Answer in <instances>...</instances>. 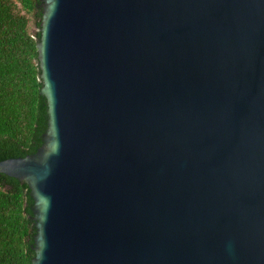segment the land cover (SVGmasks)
Instances as JSON below:
<instances>
[{
  "label": "water",
  "instance_id": "water-1",
  "mask_svg": "<svg viewBox=\"0 0 264 264\" xmlns=\"http://www.w3.org/2000/svg\"><path fill=\"white\" fill-rule=\"evenodd\" d=\"M32 264H264V0H43Z\"/></svg>",
  "mask_w": 264,
  "mask_h": 264
},
{
  "label": "trees",
  "instance_id": "trees-1",
  "mask_svg": "<svg viewBox=\"0 0 264 264\" xmlns=\"http://www.w3.org/2000/svg\"><path fill=\"white\" fill-rule=\"evenodd\" d=\"M43 0H0V162L42 146L48 105L37 46ZM36 243L31 193L0 173V264H32Z\"/></svg>",
  "mask_w": 264,
  "mask_h": 264
}]
</instances>
